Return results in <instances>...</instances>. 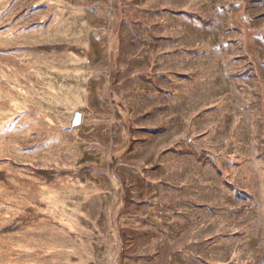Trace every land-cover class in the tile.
I'll list each match as a JSON object with an SVG mask.
<instances>
[{
  "label": "rangeland",
  "instance_id": "rangeland-1",
  "mask_svg": "<svg viewBox=\"0 0 264 264\" xmlns=\"http://www.w3.org/2000/svg\"><path fill=\"white\" fill-rule=\"evenodd\" d=\"M0 264H264V0H0Z\"/></svg>",
  "mask_w": 264,
  "mask_h": 264
},
{
  "label": "water",
  "instance_id": "water-1",
  "mask_svg": "<svg viewBox=\"0 0 264 264\" xmlns=\"http://www.w3.org/2000/svg\"><path fill=\"white\" fill-rule=\"evenodd\" d=\"M81 119V114L79 112L74 113L72 121H71V126L75 127L79 125Z\"/></svg>",
  "mask_w": 264,
  "mask_h": 264
}]
</instances>
